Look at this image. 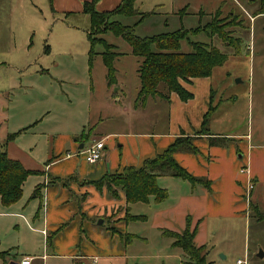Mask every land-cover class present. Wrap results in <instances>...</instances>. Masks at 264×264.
Listing matches in <instances>:
<instances>
[{
	"label": "rangeland",
	"instance_id": "rangeland-1",
	"mask_svg": "<svg viewBox=\"0 0 264 264\" xmlns=\"http://www.w3.org/2000/svg\"><path fill=\"white\" fill-rule=\"evenodd\" d=\"M220 2L137 0L139 11L154 13L136 25L134 33L145 37L202 26ZM254 2L257 1L225 0L222 6V16L232 10L242 21L241 26L232 28L234 37L239 39V53L203 30L180 42L179 52H191L190 42H200L218 47L227 56L210 77L194 81V106L187 107L172 102L170 97L151 98L143 106L135 104L140 58L131 54L125 40L110 31L101 37L119 55L114 59L116 83L109 87L102 59L104 48L97 43L90 55V22L77 9V0H55L54 11L48 0H0V118L5 121L3 126L12 130L10 134L18 132L11 141L14 156L18 157L13 159L30 171H41L27 177L17 203L6 209L0 202V212H11L0 214V251H9L5 261L35 255L33 264H71L73 260L58 255L70 247L80 218H66L63 223L68 224L52 238L54 249L50 243L46 245V237L40 232L44 228L41 220L47 207L46 190L41 189V198H32L34 187L49 180L50 185L62 189L57 185L61 180L76 193V162L80 174L96 170L97 163H101L102 171L118 163L122 166L120 171L124 166L140 167L143 141L154 143L155 153L161 152L169 144L164 136L184 128L181 120L186 117L189 122L197 119V107L205 102L207 107L211 97L215 108L207 125L208 133L220 134L224 142L210 146L208 139H198L192 143L201 154L188 150L174 154L176 162L190 174L210 181L206 199L200 197L174 207L178 193L191 184L163 175L158 185L168 192L164 201L158 203L151 197L148 203L129 204L130 214L143 215L145 219L125 222L124 206L113 209L111 217L117 219L113 222L100 212L121 200L114 199L109 204L103 198H109V193L92 192L87 187V199L82 205L87 214L82 227L85 234L73 250L76 257L86 255L84 264H188L181 248L173 246V239L162 234V230L180 231L188 212L201 219L196 223L194 242L204 246L208 264H234L237 259L245 260V264H264V221L256 220L255 205L252 209L249 206L256 204L264 214V15L253 17L259 8ZM68 9L71 12L65 15ZM99 10L103 8L100 6ZM138 17L116 15L111 20L132 25ZM107 132L115 135L103 140L108 148L102 149L99 162L88 164L84 155L75 154L83 136L91 143ZM49 160L58 161L46 168ZM106 170L99 177L108 173ZM248 175L254 186L250 191ZM64 191L71 194L68 187ZM57 193L52 191L49 195L52 225L67 216L68 209L76 203L72 195L73 199L63 203L62 196L66 194ZM39 204L40 218L32 221L30 215ZM46 230L48 235L54 231L47 227ZM125 233L131 235L128 240L124 239ZM93 256L100 257L97 263ZM1 261L0 264H8Z\"/></svg>",
	"mask_w": 264,
	"mask_h": 264
},
{
	"label": "trees",
	"instance_id": "trees-1",
	"mask_svg": "<svg viewBox=\"0 0 264 264\" xmlns=\"http://www.w3.org/2000/svg\"><path fill=\"white\" fill-rule=\"evenodd\" d=\"M99 1L85 0L82 2L81 12L88 16L90 22V29L87 33L90 45L89 53L91 56L93 55V48L97 43L103 46L102 59L106 67L107 85L110 87L116 83L114 59L118 57L119 53L115 52L113 45L107 43L101 35L110 31L130 45L131 54L140 58L137 69L139 88L135 104L139 102L143 106L150 97L168 99L171 93H175L181 101H187L193 97V94L185 87L186 83H190L195 78L210 77L213 69L226 61V54L212 44L190 42L191 52H179L180 42L183 39H188L189 34H195L203 30L210 37L216 36L223 44L233 47L235 53H239V39L234 37L232 28L237 25L241 26L242 21L238 20V15L232 10L222 16V6L225 0L220 2L211 19L202 26L189 30L181 27L170 32L145 37L137 36L134 33V28L154 13L153 11H139L136 6L137 0H119L112 9L99 10L97 9ZM253 1L250 0L251 3ZM256 1L254 3L258 4L259 8L253 12V17L263 16L264 0ZM53 2L54 0H48L52 11H54ZM181 12H185V7ZM116 15L139 17L134 24L125 25L120 21L111 20ZM45 49L47 50V47ZM214 108L215 106H212V98L210 97L208 108L202 116L200 130L196 133L197 136L208 135L210 146L224 142V138L211 137L208 133L207 125ZM17 134L18 132L7 134L5 140L0 143V202L4 207L17 203L23 196L22 187L27 177L39 173L24 168L18 160L8 155L6 146ZM194 138L181 134L175 137L161 152L156 153L152 158L144 159L140 167L124 166L121 172L106 173L93 184L98 189L105 186L108 193L113 197L118 196V189L124 192L125 211L127 212L124 216L125 222L143 220L145 216L129 213V204L136 202L148 203L151 197L158 203L164 201L168 197V192L158 185L160 176L168 175L181 178L188 181L192 187L202 185L207 189L210 188L209 180L190 174L174 158V154L179 150H188L197 154L199 150L192 143ZM41 189L42 185L37 184L31 197H39ZM252 205H255L253 211H255L256 220L264 221V214L258 211L260 209L256 204L250 203L251 209ZM40 210L41 206H38L36 213H39ZM196 230V225L191 227V218L186 216L185 227L181 232L162 230V234L173 239V246L181 248L188 259V264H208L203 253L204 246L194 244ZM124 236L126 240L131 237L128 233H125ZM8 253L9 251H0V259L3 260Z\"/></svg>",
	"mask_w": 264,
	"mask_h": 264
},
{
	"label": "crops",
	"instance_id": "crops-1",
	"mask_svg": "<svg viewBox=\"0 0 264 264\" xmlns=\"http://www.w3.org/2000/svg\"><path fill=\"white\" fill-rule=\"evenodd\" d=\"M77 1H78L77 9L80 12L81 11V8H82L81 3L83 1H85V0H77ZM118 2H119V0H100L98 2V4H97V9H99V7L101 6L103 8V10H110ZM54 4H55V0L53 2V5ZM64 12H65V15H67V14H69L71 12V10L68 9V10H66ZM200 13H201V11H200ZM254 17H258V16H254ZM197 79H201V78L192 79V81L190 82V85H188V84L185 85V87L190 92H192L191 86H193L194 81L196 82ZM194 97H195V95L193 94V97L190 100H188L187 102H182L175 93H171L170 94V98H171L172 102L179 103V104H183V105H185L187 107L194 106V103H193L194 102ZM149 99H151V97L147 99V101H146L145 104H147V102H148ZM208 99L209 98L207 97V100ZM207 108H208V106L206 107V102L204 104L202 103V104H200L197 107V111L195 112L196 115L198 114L197 119H194V121H192V122H189L188 117H186L185 120H181L182 121V124L185 125L184 128L179 127V130H177V129L174 130L172 136H169V135L166 136L165 135L164 138H166V143L167 144L168 143L170 144L174 140L175 137L180 136L182 133H184V135H186L188 137H195L193 139V142L194 143H197L196 141L198 139L205 140L206 141L208 139V137H209L208 135L205 134V135L197 136L196 133L199 132V128H200L201 121H202V116L206 112ZM4 122L5 121L2 118H0V143H2L5 140L7 134L11 133V131H12V130H9L7 126L6 127L3 126V123ZM87 123H88V121H87ZM80 124L82 126V122H80ZM85 126L83 127V130L85 129ZM113 135H115L113 132H107V134H105V136L103 138H101L100 140L106 141V140H108ZM209 135L211 137H222V136H220V134H212V133H210ZM88 136H89V134H88ZM85 137H86V135L82 137V139H81L82 142L79 144V146L76 145V148H78L77 152L83 150L85 147H87L88 144H90V143H88V141H89L88 140V137H87V140H84ZM75 141L78 142L77 139ZM143 142H144V144L141 145L143 147V149H142V152H140V159H139V160H141V163H142V161L144 159L150 158V157H147L148 154H149V156L151 155V153H154V155H155L156 154L155 152L157 151L156 150L157 148H156V146H155L154 143H150V142H148V140H145ZM11 143L12 142L10 141L7 144L6 150H7V152H8V154H9L10 157H12V158H18L17 156H14V152L12 151V149H13L12 146L13 145ZM80 145H82L81 148H80ZM72 146H73V144H72ZM151 147L154 150H152ZM105 148L106 149L108 148V146H107L106 143H105L103 149H105ZM148 148H150V149L149 150H145V149H148ZM157 153H159V152H157ZM199 154H201V152H199ZM77 155H83V154H77ZM57 161L58 160H53V161L49 160L48 163L46 164V168L48 167L49 163L50 164H54ZM99 161H97V162H99ZM86 163H88V162H86ZM95 163L96 162H94V164ZM88 164H93V163H88ZM100 164L101 163H97L96 165H94V166H97V167H95V168H97L96 170L95 169H92L91 171H86V173L80 174V172L78 170L79 163L76 162V173H77V177L79 178V179L76 178V193H75V191L71 187L67 186L61 180H59L57 182V185H61L62 186L61 187L62 189H60V187H57L56 184L55 185H52V184L50 185V181L49 180L48 181H45L44 180V182L42 184L40 183L42 185V188L46 190V197H47V207L44 210L43 218L41 220L42 224L44 225V228L42 227V229H40L41 234L45 235V237H46V239H45L46 245L48 243H50L52 249H54L53 243L51 242L52 241V238L54 237L55 234H57L63 227H65L68 224L66 222H65L66 224L63 223V221H65L66 218L71 217L72 220H75V217H76V220L80 218L79 220H77L76 226H75L76 228H74V230H73L74 236L71 237V241L68 244V246H70V247H67V250H66V253L65 254L58 255V256L65 257V259L73 260L71 264H84L83 257H86V255L78 256L79 258L76 257V254L74 253L75 250H73L74 249L73 246L74 245H77L78 240H80L81 236L83 234H85V232H84L85 230H82V227L84 226V224H83L84 223V219L85 218L87 219V214H86V212H83L82 211V209L84 208L82 205L86 202V199H87V190H86V188L87 187H90V191H92V192L99 191V192L108 193V191L105 188V186H103L101 189H98L93 184V182L99 180L102 177V176L99 177V175L100 174L102 175L104 173V171L106 170L105 169L104 171H102L100 169V166H101ZM185 166L187 167V165H185ZM121 167H122L121 164L118 163L117 165H112V168H110V169H108L106 171H108V173L121 172L120 171L121 170ZM39 172H41V171H39ZM81 179L83 180L82 183H81ZM158 180H159V178H158ZM85 182H87V183H85ZM211 184H212V181H211ZM66 187H68V190L71 192V194H69L68 191H67V193L64 191V189ZM34 189H35V187H34ZM34 189H33V191H34ZM252 189H254V186H253ZM208 190L209 189H207L205 187H199V185H198V187H195V186L192 187L191 185L190 186H187L186 188H184V190L182 192H179L178 193L177 199L175 200L174 207H179L180 205H187V204L191 203L193 200L199 199L200 197H204L206 199L207 192H209ZM52 191H57L58 192L57 193L58 195L61 192H62V194H66V195H63L62 196L63 203L66 202L70 198L71 199H73V198L76 199L75 205L68 209V215L67 216H63V218H62V220H60V222L59 221H56L53 225L50 222L52 219L49 217V206H48V204H49V195H50V193ZM101 194H103V193H101ZM71 195H72L73 198L71 197ZM40 196H41V194H40ZM101 198H102V195H101ZM103 198L109 204H113L114 203V199L115 200H121V203L111 205V207H110L109 210L107 209V207H105V211L104 212H100L101 215H103L106 219L109 218V221H113V222L117 221V219L115 220V219H113L111 217V214H112V211H113L114 208H120V207H123L124 208V206H125L124 192L122 190L118 189V196L117 197H113L112 195H110L109 198L106 197V196H104ZM43 199H44V197H43ZM38 206L40 207V206H42V204H39ZM38 206H37V208H38ZM4 208L8 209L9 207H4ZM43 209H44V204H43ZM36 211H37V209H36ZM36 211L33 212V214L30 215V216H32V218H31L32 221H34L35 219H39L40 218L41 210H40L39 213H36ZM10 213L11 212H8V210L7 211H2L1 210V212H0V214H2V215H9ZM16 214L19 215L21 213H16ZM189 215L190 214L188 212H185V216L184 217L186 218V216H189ZM118 218H121L120 219L121 221L123 220V216L122 215H120ZM190 218H191V225H196V223L201 220V219L193 218L192 216ZM28 222H29V220H28ZM46 227L49 228V229H52V230L54 229L53 232L52 231L50 232V234H49L50 236L48 235V231L46 230ZM184 227H185V220H184V224L180 227L181 230L180 231H176V232H181L184 229ZM43 231H45V233ZM194 244H195V242H194ZM24 256L32 257L31 264H33L34 260H37V258H36L37 256H35V255H33V256H31V255H24ZM6 259H7L6 261H5V258L3 260L1 259L2 260L1 262L5 261V262H8V264H17V262H18V261L9 259V258H6ZM41 259L43 260L44 259V256H42ZM99 259H100V257H98V256H93V258H92L93 262H96V263H97V261ZM77 260H80V261L78 262ZM237 260H239V259H237Z\"/></svg>",
	"mask_w": 264,
	"mask_h": 264
},
{
	"label": "built area",
	"instance_id": "built-area-1",
	"mask_svg": "<svg viewBox=\"0 0 264 264\" xmlns=\"http://www.w3.org/2000/svg\"><path fill=\"white\" fill-rule=\"evenodd\" d=\"M104 148L103 140L93 141L87 145L83 150L78 151L76 154H83L85 156V160L88 163H94L101 159L102 149ZM253 184L249 177L247 176V191L252 190ZM45 233V231H43ZM32 257L24 256L22 257L17 264H31ZM235 264H245V260H237Z\"/></svg>",
	"mask_w": 264,
	"mask_h": 264
},
{
	"label": "water",
	"instance_id": "water-1",
	"mask_svg": "<svg viewBox=\"0 0 264 264\" xmlns=\"http://www.w3.org/2000/svg\"><path fill=\"white\" fill-rule=\"evenodd\" d=\"M82 147V145H80V148ZM257 256L262 257V254L258 253Z\"/></svg>",
	"mask_w": 264,
	"mask_h": 264
}]
</instances>
